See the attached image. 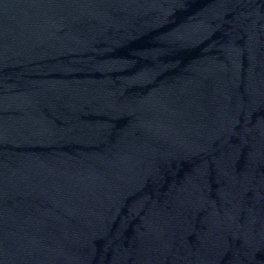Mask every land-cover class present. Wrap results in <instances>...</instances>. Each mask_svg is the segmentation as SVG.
Wrapping results in <instances>:
<instances>
[{
  "label": "water",
  "instance_id": "obj_1",
  "mask_svg": "<svg viewBox=\"0 0 264 264\" xmlns=\"http://www.w3.org/2000/svg\"><path fill=\"white\" fill-rule=\"evenodd\" d=\"M0 264H264V0H0Z\"/></svg>",
  "mask_w": 264,
  "mask_h": 264
}]
</instances>
